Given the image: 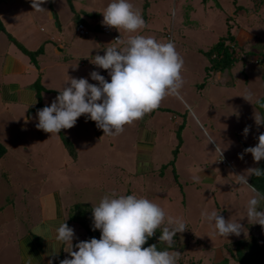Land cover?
Listing matches in <instances>:
<instances>
[{"label":"crops","instance_id":"0c3cea01","mask_svg":"<svg viewBox=\"0 0 264 264\" xmlns=\"http://www.w3.org/2000/svg\"><path fill=\"white\" fill-rule=\"evenodd\" d=\"M57 1L63 6L65 3H67V6L70 5L68 0ZM214 1L219 7H205V0H136L135 4L141 5L145 9L144 11L141 7L137 9L140 13L143 11L141 13L142 17H145L146 10L156 15L154 19H151L150 24H147V17L144 20L149 32L146 36H153L157 40H159L157 34L162 25L161 23L158 24L159 18L162 22V17L167 21L171 6L174 7L177 13L183 12L186 15V22H174L171 27L173 28V36L176 39L178 37L180 40L179 44H176L177 42L174 44L184 60L185 65L182 75H185V71H188L186 67L189 64L192 72L191 84L183 86L179 97L174 96L178 100V104L174 108H177V110L182 108L184 111L191 108V129L194 131L200 132L201 127L204 128L202 126L203 121L218 124L217 129L220 128V130L216 132L221 139V144H218L224 150V154L230 160L232 166L213 165L216 169L212 166L205 167L199 172L200 181L203 180L205 187H209L214 183L216 188H220L222 193L219 191V194H221L219 202L225 207L223 215L228 212V204L231 203L229 201L231 198L238 204L237 212L245 221L243 223V237L232 245L228 244L229 250L234 252V249L238 247V243L243 242L244 244L253 241L254 245H250L249 248L251 253L261 251L264 258V237L257 233L264 231V228L258 224H249L246 218V203L252 192L247 186L235 185L232 178H229L230 172L236 173L235 166L238 169L237 174H241L249 168H259L264 161L262 160L257 164L250 153H245L243 160L239 158L240 154L244 153V149L256 146L259 135L264 133V126L258 127L254 120L255 111L260 113L257 104L264 97V67H261L260 71L257 72L255 68L259 65L255 61H259V59L251 62L250 57L245 56L240 60L238 59L230 69L224 72L213 71L209 70L211 63L207 56L211 48L221 38L226 37L233 38L236 44L240 46L238 55L243 50L244 52L254 51L252 46L257 40H255V37H259V35L264 37V30L260 33V28L261 26L264 28V25L260 23L262 22L260 20H240L241 14L246 12L240 0ZM93 4L94 8L92 9L98 12L103 11L107 6L102 7L96 2H93ZM87 5H92V2ZM22 8H26V11L30 14L32 21L29 25L31 27L23 25V19L18 14ZM69 10L75 11L72 8ZM184 10H188V14ZM189 10L192 14L195 13L194 17L191 16ZM49 11L50 9L46 10L44 14L34 12L29 0H0V106L3 104V110L6 107L10 108L16 121L22 117L23 120L20 122L25 123L27 126L31 122L34 125L38 123L37 112L41 109L33 111L30 115L28 114L30 109L37 106L38 97H40L44 106H50L51 102L59 95V90L64 88L70 78H85L89 80V83L96 84L98 82L91 80L90 73L98 71L110 82L108 72L97 68L90 61L94 60L97 54L104 55V49L110 46L109 44L112 42L115 43L112 36L120 34L115 29L111 36L102 33L100 30L93 31L92 38L84 41V37L79 36L76 31L65 30L70 24L75 29L73 27L74 23H76V27L80 21H74L72 13L67 18L62 16L61 20L59 19L60 13L58 18L57 13L55 14L52 11L55 14V18L52 19L49 16ZM95 19V17L90 16L89 22L95 28L100 29V23L96 22ZM182 25H188V28L184 29L183 32H181ZM166 29L167 26L164 27L163 32ZM63 30L65 32L61 34ZM152 32H155V36ZM75 35L79 37H75ZM187 37H190L196 43H192L191 39L187 40ZM125 39H127L126 34ZM187 44H192L193 47L187 48ZM21 48L27 49L29 52H36L37 63H34L31 57L23 52ZM258 51H260L259 55L261 56L262 49ZM256 52L253 53V57ZM191 54H194V58L199 60L196 68H191V62L185 63V61L191 60ZM83 58L87 60L83 61ZM90 66L93 67L90 68ZM198 74L201 76L198 77ZM185 79L188 80L189 77ZM248 93H251L253 97L251 103L243 98ZM166 100L161 102L157 110L146 114L141 121L135 122L132 126H125L122 134L110 136L108 139L110 142L112 141L110 144L112 147L107 153L118 158L115 161L119 163L116 162L115 165L123 164L119 166L121 172H132L131 177H134V172L142 178L141 175L144 171L140 167L143 164V159L155 158L156 160V157L166 155L167 139L175 136L173 132L176 130L180 133L181 123L170 120L169 115L173 106L166 103ZM156 111L157 114L153 119L152 115ZM243 114H246L249 119H244ZM17 115L19 117H16ZM148 123L154 125L155 128L147 127ZM246 126L250 127V132L245 137L243 132ZM29 133L32 136L35 135L31 129ZM102 133L104 132L102 131ZM192 139V142L197 143L193 135ZM31 143H37L35 138L29 141L27 145L30 146ZM59 145L60 142L57 140L48 146L46 143L52 155H56V148ZM196 146L204 149L198 143ZM22 147L27 149L26 146L21 145L22 151H24ZM182 147H184L183 141L176 149L172 150V147H170L171 156L176 158L180 156ZM205 148L208 153L203 158L204 162L208 163L207 160L213 161L214 156L215 159L219 157V153H215L210 144L206 145ZM39 149L42 150L43 147L39 145ZM175 151H177V154H175ZM188 151L191 152L190 149L185 147L183 153L186 155ZM176 158L174 159L175 163L178 161ZM126 160L127 162H125ZM196 161L198 162V159ZM65 164L63 161L58 164V167H53L55 171L53 173H61L66 167ZM4 167L0 165V178L4 177L2 175L5 173ZM40 169L36 170V167L28 166L27 170L31 171L32 176L22 180V174H18L13 178V181L10 180L12 185L14 183L15 186L21 189L19 196L16 195V206L4 205V201L1 199L2 195H0V264H60L61 260L70 258L68 251L71 250V246L56 241V229L62 223L67 222L68 226L76 231V223L68 222L70 210L74 205L83 204V202L81 198L80 200L77 198V195L72 197L73 194L65 187L60 188L58 184L55 185L58 182L52 180L50 167L49 171ZM37 175L40 178L38 180L35 179ZM253 178L254 176H250L248 182L255 187ZM106 182L108 183V180ZM29 187L36 189L37 192L27 193L23 191ZM96 190L103 191L101 189ZM108 190H105V192L109 193ZM187 192L191 193V184L187 186ZM241 193L244 196L243 200L238 198V194ZM13 201H15V198ZM261 207L260 210L264 211V201L261 202ZM5 209L12 211H6ZM230 218L240 220L238 217ZM194 234L191 231L193 237L191 244L194 245L193 248H190L192 253H189L190 249L186 253V248L183 247L184 244L175 242V248L180 253L185 256L191 254V260L186 261L185 256H183L178 264H222L224 261L226 264H231V262L239 264L236 260L238 253L226 252L223 254L221 250H218V253L210 257L207 248L203 247L204 251L200 249V236ZM75 243L76 241L73 240V250H77ZM192 245L189 243L187 249ZM202 251L203 254L201 255L200 252Z\"/></svg>","mask_w":264,"mask_h":264},{"label":"clouds","instance_id":"9594fccd","mask_svg":"<svg viewBox=\"0 0 264 264\" xmlns=\"http://www.w3.org/2000/svg\"><path fill=\"white\" fill-rule=\"evenodd\" d=\"M29 2L34 12L46 11L42 5L48 0ZM102 15L100 31L111 36L115 29L121 34L116 40L112 36L115 43L104 49V55L97 54L91 61L97 68L108 72L110 82L98 71L90 73L91 80L97 84L89 83L85 78H70L51 105L37 112L38 130L51 136L58 135L61 130L72 129L81 116H87L103 130L104 136H118L124 132L125 126H132L146 114L157 110L166 97L180 96L184 86V60L176 50L173 33H166V42L140 34L147 24L129 0H111ZM79 24L84 22L79 21L75 27L79 36H89L97 31V28L85 26L88 33L80 35L77 32ZM105 27L109 28L108 33ZM169 33L172 41H168ZM238 52L235 53L237 59ZM258 62L255 61L256 64ZM243 98L251 103L253 97L248 93ZM254 120L258 127L264 126V115L255 111ZM249 132L250 127L246 126L245 137ZM208 140L209 143L216 142L211 136ZM215 153H219L220 160H223L224 150L218 143ZM245 153H250L257 164L264 160V133L259 135L256 146L244 149L239 156L241 160ZM250 176H264V170L249 168L241 174L229 173L235 185L247 186L252 192L245 208L249 224L264 228V211L260 210L264 193L249 184ZM200 179V176L194 177L196 181ZM201 219L219 237L239 236L243 231L239 222L225 220L216 211L204 209ZM187 229L182 218L167 215L160 205L148 198L113 192L92 208V230L100 231L99 239L93 237L81 241L75 245L77 250H73L75 233L67 222L56 229L55 239L71 246L68 251L70 258L61 260L60 264H178V251L158 250L155 244L143 246L160 230V243L171 248L176 235Z\"/></svg>","mask_w":264,"mask_h":264},{"label":"rangeland","instance_id":"374dc122","mask_svg":"<svg viewBox=\"0 0 264 264\" xmlns=\"http://www.w3.org/2000/svg\"><path fill=\"white\" fill-rule=\"evenodd\" d=\"M68 2L70 5L67 6V3H65L63 6L57 0H48L47 3L42 5V7L45 10L50 9L49 16H51V12L54 11L55 14L57 13V16L59 18L60 13L59 19L61 20L62 16L64 18H67L68 16L70 17L72 13L74 21H83L84 25L89 29H95L94 25H91V22H89L90 16L95 17L96 22L102 24V12L104 11V9L100 12L95 11L94 9H92L94 8L93 2H96L98 5L105 7L111 2V0H68ZM90 2H92V5H87ZM129 2L133 4L136 10L139 7H141L143 11L145 10L141 5L139 6L135 4L136 0H129ZM240 2L241 4H243L246 10L245 13L241 14L240 20H260L262 21L260 23L264 25V0H240ZM204 6L207 8L209 6L219 7V5L214 0H205ZM70 8L74 9L75 11H70ZM79 9H81V11H79ZM26 10V8H22L20 10V13L18 14L23 19V25H28L29 27H31V25L29 24L32 20L30 19V14ZM44 12L45 11H41V13L43 14ZM146 12L147 13L145 14V17H143V19H146L147 17V24H150L151 19H154L156 15L154 13L151 14L147 10ZM184 12L188 14V10H184ZM189 12L191 16H195V13L192 14L191 10H189ZM176 14L178 15L177 17L175 16ZM162 19L163 22L159 18L158 24L161 23L162 25L160 26L161 28L157 34V38H159L158 41L161 42H166V33L172 32V23L187 21L186 15H184L183 12L177 13L173 6H171V9L169 11L168 20L166 21L163 17ZM197 19L199 20V18ZM53 21L57 22L56 20ZM74 21H72V23H74ZM75 24L76 23H74L73 26L74 28ZM165 26H167V29L163 32ZM187 28L188 25H182L181 32H183L184 29ZM65 30H71V32L75 31V29L72 28L71 24L66 27ZM99 30L100 29L97 27V31ZM263 30L264 28L261 26L260 33ZM63 32L65 31L63 30L61 34ZM148 33L149 32L147 27L143 30L142 34L147 35ZM152 33L155 36V32ZM262 36L263 35H259L260 38L258 36L255 37V40H257L254 42L255 44L253 43L252 47H254V52H256V50L257 52L255 53L256 55H254V57L256 58H254L253 56L250 57L251 62L261 57L259 55V49H262L261 53L263 55L264 37ZM75 37L79 36L75 35ZM173 37L174 43L177 42L176 44H179L180 40L178 39V37L177 39L175 36ZM90 38H92V35L89 37L88 35L84 36L83 39L84 41H87ZM189 39L191 38L187 37V40ZM191 40L192 43L195 42L193 39ZM190 46L193 47L192 44L186 45L187 48ZM193 55L194 54H191V60L185 61V63L188 64L191 62V68H196L198 66L199 60L194 58ZM238 56L240 60L244 55ZM83 59V61L87 60L85 58ZM90 63L92 62L90 61ZM92 67L93 66H90V68ZM261 67L264 66L259 65V67H256L255 70L258 72L260 71ZM186 69L188 71H185L186 74L182 76L184 79V85L189 86L191 84L192 73L190 71L189 64ZM197 76L200 77L201 75L198 74ZM186 77H189V79L186 80ZM165 99H167L166 103H170L173 106L171 107L172 111L169 115L170 120H174L175 123H181V127H179L180 133L178 132V130H176L178 126L175 125L177 127L175 129L176 131L173 132L175 136H171V139L170 137L169 139H167L168 144L165 149V151H167V153H165L166 155L158 156L156 157V160L155 158L143 159V164L140 167V169L142 168L144 171L143 175H141L142 178L137 176L134 172V177H131L132 172H121L119 166H122L123 164L115 165L117 162L115 160L118 158L107 153V151L112 147V145L110 146L112 141L110 142L108 140L110 136H104L105 133H102L103 130L99 129L96 123L88 119L87 116H81L72 129H64L61 130L58 135L51 136V134L49 133L38 130L36 124L34 125L32 122L28 126L25 123L22 124L20 122L23 120L22 117H20L18 121H16L10 108H7L4 105L6 109L3 110L2 104L0 106V143L7 149V153L0 159V165L5 166V173L2 174L4 177L0 178V195H2L1 199L4 201L3 204L8 206H16V195L19 196V191L21 189L15 186L14 183L12 185V182H10V180L13 181V178L16 175L22 174L23 180L27 177L32 176L31 171L27 170L28 166L32 168L36 167V170H41L40 168H42L46 171H49L48 169L50 167V169L52 170V180L58 182L55 183V185L57 186L58 184L60 188L65 187L69 190V192H71V194H73L72 197H75V195H77V198L79 200L81 198V201L83 202V204L79 205L80 207L78 209L73 210L75 212V215L77 214L76 218L78 220V223H76V228L79 230L78 231L76 229V231H74L75 236L73 240L76 241L75 244L81 241H88L93 237L96 239L100 238V231L92 230V212L88 211V208H93V206L99 204L100 200L105 195H111L113 192H115L117 195L135 194L138 197H146L152 202L160 205L165 210L167 215L182 218L186 223L188 229L183 233H178L174 238V241L184 244L183 247L186 248V253H188V250L190 248H193L194 246L191 244L193 242L191 231L195 233V236L196 234L200 236V249H203V247L207 248L210 257H212L215 253H218V250H221L223 254L226 252H233L232 250H229V245H232L236 241H240L243 237V231L239 236L231 235L228 238L219 237L214 233L213 228H211L205 220L201 219V212L204 209H207L209 212L216 211L217 213H220L225 218V220H233V222H239L243 226V223L245 221L242 220L237 212L238 204H236L234 202V199L231 198L229 200L231 201V203L228 204V212L227 214L223 215V213H225V207H223L222 203L219 202L221 196V194H219L220 188H216V185H214V183L209 187H205L203 180H194V177L199 176V172L202 171L205 167L212 166L213 168H215V166L213 165L221 167L232 166V163L229 159H227L224 153L222 161L219 160L220 156L216 157V159L214 156L213 161L207 160L208 163L203 161L206 153H208V151H206L207 149L205 148L206 145L210 144V146L213 147V150H216V143L221 144V139L218 137L219 134L216 132L219 131L220 128L217 129L218 124L216 122L210 123L203 121L202 126L205 129L201 127L202 130L200 132L194 131L193 129H191V108L185 111L182 108H180V110H177V108L174 107L178 104V100L174 98V96H168ZM156 114L157 111L152 115L153 119ZM16 117L19 116L17 115ZM242 117L244 119H249L246 114H243ZM198 126L200 125L198 124ZM147 127L155 128V126L151 123H148ZM30 129L35 133L34 136L29 133ZM191 133L194 136L195 141L204 149L197 148V143L192 142L193 139ZM208 136H211L216 142L209 143ZM33 138H35V141L38 144L31 143L30 146L27 145L28 142ZM56 140L60 142V145L56 148V155H52L47 146L53 141L56 142ZM182 141L184 143V147H182L183 149L181 148V155L177 158L171 156L169 148L172 147V150L176 149V147L181 144ZM21 145L26 146L27 149L22 147L24 149V151H22ZM39 145L43 147L42 150L39 149ZM185 147L191 150V152L188 151L186 155L183 153ZM175 158L178 159L176 163L174 160ZM197 159L198 162L196 161ZM63 161L66 163V167H64V170L61 173H53L55 172L53 167H58V164ZM125 162H127V160ZM169 162L171 164H168ZM235 170L237 173L238 169L236 168V166ZM35 179L38 180L40 178L37 175ZM107 180L108 183L106 182ZM189 184H191V193L187 192V186ZM96 189H101V191H103L99 192ZM105 190H108L109 193L105 192ZM23 191L27 193L37 192L36 189H33L32 187L26 188ZM220 192L222 193V191ZM238 195L239 200L244 199L243 193ZM14 198L15 201H13ZM6 211L12 210L7 209ZM230 217H238L240 220L232 219ZM257 233L264 237V231ZM189 243L192 246L187 249V245ZM181 244L179 243L180 246ZM164 250L179 252L177 248H168L167 246H165ZM234 250L235 251L232 254H235L238 251L237 248ZM203 251L200 252L201 255L203 254ZM189 253H192L191 249ZM183 256L185 255H183V253H180L178 261H180L181 258L183 259ZM189 259L191 260V254L185 256L186 261H188ZM231 264L235 263L231 262Z\"/></svg>","mask_w":264,"mask_h":264},{"label":"trees","instance_id":"16d2710c","mask_svg":"<svg viewBox=\"0 0 264 264\" xmlns=\"http://www.w3.org/2000/svg\"><path fill=\"white\" fill-rule=\"evenodd\" d=\"M236 2V1H235ZM147 4V3H146ZM13 39V38H11ZM234 47V48H233ZM23 49V48H21ZM240 49V46L238 44H236V42L234 41V39H230L229 37L226 38H221V40L214 45L211 50L208 52V58L210 59V63H211V67L209 70H213V71H221L224 72L228 69H230L237 61L238 59L235 57V53L237 52V50ZM243 50V49H242ZM23 52L27 53L32 61L34 63H37V53H33V52H29L25 49L22 50ZM254 51L252 52H244L241 51L240 55H247L248 57L253 56ZM215 55V58H213V56ZM243 56V57H244ZM259 62L257 63L258 65H263L264 66V54L261 55V57L259 58ZM38 104L35 108L30 109L28 114H32L33 111H36L38 109H43L45 106L43 105V103L40 100V97H38ZM257 107L260 111V113L262 115H264V97L259 101V103L257 104ZM7 152L6 148L0 143V158L3 157L5 155V153ZM175 154H177V151H175ZM171 164V163H168ZM260 169L264 170V161L261 163ZM253 183L255 185V188L257 190H259L261 193H264V176H260V177H255L253 178ZM80 204L74 205L71 210H70V219H69V223H78L77 221V214L75 215V212L73 211L74 209H78L80 206ZM88 211L92 212V208L89 207ZM161 235L160 230H158L155 235L151 238L148 239L147 244H145L143 247H148L151 246L153 244L157 245L158 250H164L165 246H167L166 244H161L159 241V236ZM253 240V239H252ZM250 245H254L253 241L251 243L247 242L246 245L244 246L243 242L238 243L237 244V262L239 264H264V258L262 256V252H254L251 253L250 251ZM172 247L175 248V241L172 245ZM247 247V248H245ZM245 248V250H244ZM244 250V251H242ZM261 252V253H260ZM222 264H226V262L224 261Z\"/></svg>","mask_w":264,"mask_h":264},{"label":"built area","instance_id":"2783aa9c","mask_svg":"<svg viewBox=\"0 0 264 264\" xmlns=\"http://www.w3.org/2000/svg\"><path fill=\"white\" fill-rule=\"evenodd\" d=\"M104 30L108 33L109 32V28L105 27ZM77 32L80 34V35H86L88 33V29L85 27L84 24H79L78 27H77ZM120 35H115L114 36V39L116 40L117 38H119ZM167 38H168V41H172V35L169 33L167 34ZM234 48V47H233ZM237 56V55H236ZM220 160V159H219ZM222 161V160H220ZM224 163V162H223Z\"/></svg>","mask_w":264,"mask_h":264},{"label":"water","instance_id":"95a60500","mask_svg":"<svg viewBox=\"0 0 264 264\" xmlns=\"http://www.w3.org/2000/svg\"><path fill=\"white\" fill-rule=\"evenodd\" d=\"M51 17H52V19L55 18L54 12H51Z\"/></svg>","mask_w":264,"mask_h":264}]
</instances>
